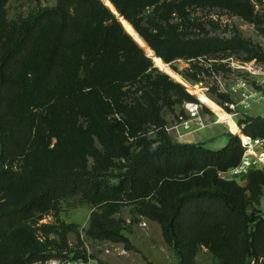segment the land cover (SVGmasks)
<instances>
[{
  "label": "trees",
  "instance_id": "obj_1",
  "mask_svg": "<svg viewBox=\"0 0 264 264\" xmlns=\"http://www.w3.org/2000/svg\"><path fill=\"white\" fill-rule=\"evenodd\" d=\"M9 1L0 0V264L69 257L68 234L76 226L37 225L75 194L95 208L87 231L95 240L132 249L115 217L132 204L137 215L161 225L179 264H194L203 233L221 225L227 234L210 244L221 264H264V216L248 211L246 195V189L258 191L264 173L251 172L246 189L218 176L240 164V138L231 135L219 150L175 142L156 97L171 92L194 98L174 81L157 80L144 92V103H123L120 88L145 73L151 60L102 0H56L10 21ZM110 1L166 62L238 48L247 61L264 60L251 41L190 38L169 22L178 13L190 24L186 10L192 2L217 3L247 17L240 1ZM114 109L126 115L124 124L109 120ZM147 122L161 128L159 142H142L137 150L131 137ZM239 125L245 134L264 137V117H246ZM196 167L202 175L188 180L175 173ZM69 260L89 258L76 251Z\"/></svg>",
  "mask_w": 264,
  "mask_h": 264
},
{
  "label": "rangeland",
  "instance_id": "obj_2",
  "mask_svg": "<svg viewBox=\"0 0 264 264\" xmlns=\"http://www.w3.org/2000/svg\"><path fill=\"white\" fill-rule=\"evenodd\" d=\"M102 1L114 14L118 12L115 6L116 11L112 9L111 5L113 4L110 0ZM236 1L247 4L244 7L245 14L248 13L247 17L243 13L217 3L192 2L186 10L187 17L191 21L190 24L184 23V15L178 13H173L169 22L177 24L179 29L190 38L205 36L219 37L225 40L241 38L251 41L264 51V0ZM55 4L56 0H10L6 16L9 21L16 20L20 16H27L39 6ZM121 20L127 33L151 60V66L145 73L141 74L135 82L120 88L121 101L127 105L144 103V92L152 89L151 86L156 85L155 82L160 79L180 84L194 98L187 100L179 95H171V92L168 93V96L161 92L156 97L161 115L166 122L165 129L175 142L195 143L211 150H219L228 144L231 135L240 138V129L242 132L244 129V126L239 125L241 120L246 117H264L262 102V98H264V60L253 58L247 61L248 54L242 48L235 49L233 52L227 50L220 54L210 53L196 58L181 57L172 62L162 59L172 71L180 76L181 80H178L156 63L154 58H157L155 57L157 55L146 41L151 51L136 41L134 35L140 36V34L132 24L124 17H121ZM125 22L132 27V31L126 27ZM230 52L231 56H227ZM254 69L258 71L256 75L252 74ZM200 92L212 100L216 107L206 103ZM189 103L201 105L200 115L205 121L204 128L197 129L196 125L191 129L186 128L187 123L192 119L191 113L186 108ZM222 109L233 114L235 120ZM221 112L234 120L237 125L236 129L229 127L220 118ZM108 118L112 123L124 124L126 122V115L117 109L112 110ZM238 126L240 127L239 131ZM160 131L161 128L151 122L144 123L137 134L131 137L135 143L134 148L139 150L142 142L158 143ZM52 142L53 146L56 138ZM98 144L99 142H97ZM120 161L124 163V160ZM92 164L93 162L90 160V165ZM231 169L219 171L218 176L223 180L235 181L245 189L250 185L251 172L262 171L264 173V167H262L234 176L230 173ZM196 170H198L197 167L188 173L179 170H175V173L179 179L188 180L190 176L202 175V172L198 173ZM258 186L256 192L246 189L248 211L254 210L257 214L264 216V183ZM58 209L57 212L52 211L50 214L42 216L37 226L43 223L56 224L59 221L76 226L77 231L68 234V245L72 250L67 254L69 257H65L64 260L52 258L46 264H179L175 253L164 239L161 225L144 216L137 215L132 204L124 205L121 211L115 215L117 219L123 221L124 233L131 240L132 249H127L124 243L95 240L88 236L90 218L95 208L82 195L75 194L63 198L59 202ZM227 232L226 225L205 231L202 238L203 244L194 259V264H221L211 250L210 244L216 242L219 237L225 236ZM55 236L56 234H51V237ZM76 251L87 253L88 262L69 260ZM35 264H42V262Z\"/></svg>",
  "mask_w": 264,
  "mask_h": 264
},
{
  "label": "built area",
  "instance_id": "obj_3",
  "mask_svg": "<svg viewBox=\"0 0 264 264\" xmlns=\"http://www.w3.org/2000/svg\"><path fill=\"white\" fill-rule=\"evenodd\" d=\"M257 73L258 71L255 69L252 72L253 75H256ZM262 100L264 107V98H262ZM186 108L192 115V119L187 123L186 128L191 129L194 125L197 126V129L204 128L205 121L200 115L201 105L198 103H189ZM222 110L234 119L233 114L227 113L224 109ZM240 132L241 134H239V137L244 148V154L240 164L230 170V173L234 176L248 173L251 169H260L264 167V137L254 138L251 135L243 133L241 129Z\"/></svg>",
  "mask_w": 264,
  "mask_h": 264
},
{
  "label": "bare ground",
  "instance_id": "obj_4",
  "mask_svg": "<svg viewBox=\"0 0 264 264\" xmlns=\"http://www.w3.org/2000/svg\"><path fill=\"white\" fill-rule=\"evenodd\" d=\"M108 3H110V2H108ZM111 7H112V9H113L114 11H116L113 5H111ZM121 21H122V20H121ZM122 23H123V22H122ZM123 25H124V24H123ZM125 25H126V27L129 28L130 31L133 30L132 27H131L127 22H125ZM124 27H125V26H124ZM134 36H135L136 41H137L140 45L144 46L146 49H148V51H151V49L147 46L145 40H144L141 36H139V35H137V34H135ZM145 48H144V49H145ZM154 59L156 60V63H157L160 67H162V68L165 69L167 72H169L170 74H172V75H173L174 77H176L178 80H181L180 76H178L174 71H172V69H171L166 63H164V61H163L161 58L157 57V58H154ZM200 94H201V97L205 100L206 103H208V104L213 105V106L216 107L215 103H214L212 100H210L209 98H207L206 96H204L201 92H200ZM218 110H219V108H218ZM219 112H220V111H219ZM220 118H221V119H222V120H223V121H224L229 127H231L232 129H236L237 125H236V123L234 122V120H233L231 117H229V116L225 115L223 112H221V113H220ZM54 263H55V262H54Z\"/></svg>",
  "mask_w": 264,
  "mask_h": 264
},
{
  "label": "water",
  "instance_id": "obj_5",
  "mask_svg": "<svg viewBox=\"0 0 264 264\" xmlns=\"http://www.w3.org/2000/svg\"><path fill=\"white\" fill-rule=\"evenodd\" d=\"M115 14L117 15L118 19L120 20V22L122 23L121 21V17L120 14L118 12H115ZM123 24V23H122ZM42 264H46V262H42Z\"/></svg>",
  "mask_w": 264,
  "mask_h": 264
}]
</instances>
